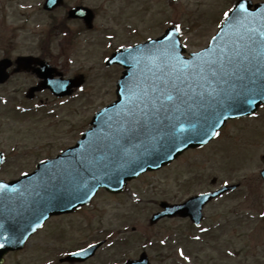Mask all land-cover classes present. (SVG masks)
I'll use <instances>...</instances> for the list:
<instances>
[{"label": "rangeland", "instance_id": "rangeland-1", "mask_svg": "<svg viewBox=\"0 0 264 264\" xmlns=\"http://www.w3.org/2000/svg\"><path fill=\"white\" fill-rule=\"evenodd\" d=\"M84 1L95 6L99 14L96 28L82 32L78 37L73 55L75 63L68 67L60 57L61 35L50 36L48 40H52L53 61H61L62 67L66 68L65 76L88 73L84 76L83 89L75 90L65 104L54 101L42 110L22 113L25 115L11 113L14 103H22V91L13 97L10 94L8 98L12 101L9 104H0V149L11 154L8 164L0 170V178L17 177L21 171L30 172L39 160L53 157L74 144L92 115L115 99V82L120 69L110 68L111 74L105 71L101 59L104 53L137 36L140 39L146 35L159 36L168 22L179 25L187 52L197 51L215 34L216 26L223 20V9L235 2ZM37 2L39 0L6 1L7 18L0 26L2 39L13 31L7 29L8 26L12 27L17 19L22 22L24 15L16 9L20 4L31 7L23 8L27 21L24 38H20L25 39L26 45H33L35 40L50 35L51 14L41 9V5L37 7ZM121 13L123 19L119 21ZM62 16V11L56 13L57 18ZM69 25L78 27L75 22ZM126 25L137 27V32L124 34ZM109 27H115L114 31L119 34L114 36ZM32 32L36 35L32 36ZM67 46L66 42L64 47ZM22 82L27 87L28 80ZM218 133L219 136L202 148L187 150L170 164L129 182L120 194L102 190L80 212L52 218L28 241L24 251L9 255L5 264H123L128 257L136 258L142 250L147 252L153 264H245L244 249L258 240L259 230L264 226V180L259 176V170L264 166V106L257 116L227 121ZM231 183H238L239 188L210 203L205 208V220L200 227H194L188 219L181 217L163 218L149 224L160 201L181 202L191 195ZM102 238L107 243L90 260L59 262L67 251ZM226 248L235 255H219L220 250Z\"/></svg>", "mask_w": 264, "mask_h": 264}, {"label": "water", "instance_id": "water-1", "mask_svg": "<svg viewBox=\"0 0 264 264\" xmlns=\"http://www.w3.org/2000/svg\"><path fill=\"white\" fill-rule=\"evenodd\" d=\"M241 16L233 13L220 31L226 37L192 58L180 56L177 39L167 36L162 52L167 55L175 46L174 56L182 62L167 55L170 59L159 64L158 72L150 78L155 87L148 92L145 86L141 95L127 92L126 81L122 86L119 81L121 95L118 88V100L95 115L93 128L70 149L72 162L51 166L39 186L29 191L34 201L18 206L17 212L10 214L7 229L19 221L33 222L34 213L42 221L50 214L68 211L86 202L100 186L119 190L137 173L157 168L186 148L205 143L227 117L255 111L264 101L260 95L264 89V58L258 51L261 41L245 26H236ZM237 52L241 55L236 56ZM210 69L216 71L215 76ZM55 88L63 91L66 84H57ZM168 94L182 98L183 102L168 101ZM247 99L253 103L249 105ZM47 168L43 165V169ZM213 195L194 196L179 205L165 204V211L154 215L153 220L163 215H189L195 220ZM41 209L42 217L38 216ZM14 238L5 239L8 243L0 255L15 247ZM92 250L83 255L92 254ZM77 256L80 258L73 256L71 260H82V255ZM131 263L148 264L143 257Z\"/></svg>", "mask_w": 264, "mask_h": 264}, {"label": "flooded vegetation", "instance_id": "flooded-vegetation-1", "mask_svg": "<svg viewBox=\"0 0 264 264\" xmlns=\"http://www.w3.org/2000/svg\"><path fill=\"white\" fill-rule=\"evenodd\" d=\"M82 1L83 0H68V2H66L64 0L63 6L66 7L69 2L73 3L72 7L82 6ZM4 5L5 1L0 0V26H2V22H4L7 18ZM57 9L58 8H56L55 10ZM72 20L78 22V24L81 26L84 25L81 19ZM24 24V22H18L17 19V22L13 23L12 27H7V29H12V32L7 33L3 39V35L0 34V63L4 64V75H7L6 80L4 82H0V98L7 97L6 102H9L11 100L8 98L10 94L16 95L20 91H22V95L25 96V84L22 81H25V79L27 78L35 80V70L40 66V59L42 57L41 47L39 46L38 41H35V44L33 45H30L31 43H29L28 46L26 45V41L25 39H23L25 35V33L23 32ZM32 34H34V32H32ZM21 36L23 37L22 39L20 38ZM39 48L40 50L38 51ZM26 57H29V59H26ZM31 84H33V82ZM10 85H12V87H10ZM31 86L32 85H30L29 87ZM37 95H40V93H33V100L37 98ZM262 223L264 225V220L262 221ZM259 236L260 237L258 240L260 248L258 249V252L255 253V248L249 249V251H251V253H249V255L247 256L249 264H264V226L260 228ZM217 250L218 249H215V251ZM14 253L15 252H10L9 254ZM220 254L222 255V257L227 255L223 252V250H220L219 255Z\"/></svg>", "mask_w": 264, "mask_h": 264}, {"label": "snow or ice", "instance_id": "snow-or-ice-1", "mask_svg": "<svg viewBox=\"0 0 264 264\" xmlns=\"http://www.w3.org/2000/svg\"><path fill=\"white\" fill-rule=\"evenodd\" d=\"M239 11H240V13H245L246 14L247 9L245 8V6L243 4H240L239 5ZM223 15L227 19L229 17V15H230V12H224ZM176 30L177 31L180 30L179 26H176ZM258 51H259V54L261 55V57L264 58V41H261L260 42L259 50ZM174 52H175V46H173V48L168 51L167 55H169L170 57L175 58L178 62H182V61H180V58L178 56H174ZM240 55H241V53H239V52L236 53V56H240ZM229 59L231 60V58H229ZM210 70H211V74L213 76H215L216 75V71L214 69H210ZM200 71H203V69H201ZM260 95H261V99L264 100V89H262L260 91ZM166 99L168 101H173L174 99H179L180 102H183V99L182 98H180V97H174L172 94H168L166 96ZM247 103H249V105H251L253 103V100L247 99ZM213 135L219 136V133L218 132H214ZM4 187L5 186H0V190H3ZM197 239H198V237H197ZM2 246L3 245H0V247H2ZM181 255L183 256V252H181Z\"/></svg>", "mask_w": 264, "mask_h": 264}]
</instances>
